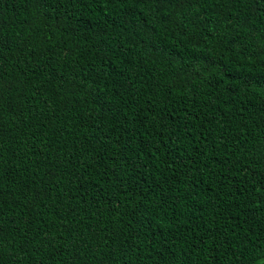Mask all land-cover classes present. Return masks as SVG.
<instances>
[{
  "label": "trees",
  "instance_id": "obj_1",
  "mask_svg": "<svg viewBox=\"0 0 264 264\" xmlns=\"http://www.w3.org/2000/svg\"><path fill=\"white\" fill-rule=\"evenodd\" d=\"M0 264H264V0H0Z\"/></svg>",
  "mask_w": 264,
  "mask_h": 264
}]
</instances>
